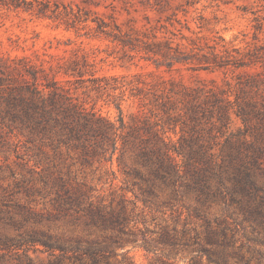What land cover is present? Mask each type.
Returning a JSON list of instances; mask_svg holds the SVG:
<instances>
[{
	"label": "trees",
	"instance_id": "1",
	"mask_svg": "<svg viewBox=\"0 0 264 264\" xmlns=\"http://www.w3.org/2000/svg\"><path fill=\"white\" fill-rule=\"evenodd\" d=\"M27 9L35 10L32 5ZM46 10L45 3L35 13ZM87 20V16H75L68 27L77 31L76 21ZM96 22L97 31L110 34L105 21ZM215 48L213 45L209 54H202L200 68L234 70L257 64L250 51L240 54L236 48H225L220 53ZM170 49L169 45L164 53L169 57L157 62V67L165 64L170 70L175 62L188 60L185 55H171ZM73 63L58 65L56 73L62 70L64 75L84 82L83 71L76 60ZM16 72L19 77L15 83L2 86L1 74L6 77L9 73L0 65V148L14 136L39 169L42 183L52 181L59 210L82 220L86 227L106 231L95 236L89 231L86 235L48 237L42 241L47 248L72 253L81 264H111V257L117 255L115 246L133 243L157 251L183 244L191 250L198 247V253L207 255V263L231 264L224 250L208 249L205 244L219 246L222 240L221 247H226L229 233L248 229L254 242L264 246V67L262 71L243 70L246 77L226 79L224 86L208 88L146 81L140 76L128 82L112 76V83L105 76L92 78L94 89L119 90L115 100H122L128 91L139 101L141 111L128 124L122 115L116 123L89 110L55 74L43 68L29 66ZM115 104L120 108V102ZM234 119L243 125L233 128ZM170 132L177 138L173 139ZM49 150L57 156L74 154L80 165L91 164L94 158L111 164L115 159L122 174L121 200L126 201L131 192L150 211L165 215L168 210L172 225L162 224L157 236L146 228L139 234L126 233V237H119L118 230L108 233L107 228L115 223L124 233L120 217L125 210L102 206L101 198L89 193L84 183L68 184L69 171L64 172L61 163L46 162ZM107 171L117 176L112 167ZM217 203L224 217L208 218L206 209ZM184 212L187 216L182 218ZM193 217L203 220V238H199L198 228L190 227ZM34 238L30 240L35 242ZM2 242L4 246L10 244L6 239ZM258 255L257 264H261L264 256Z\"/></svg>",
	"mask_w": 264,
	"mask_h": 264
},
{
	"label": "rangeland",
	"instance_id": "2",
	"mask_svg": "<svg viewBox=\"0 0 264 264\" xmlns=\"http://www.w3.org/2000/svg\"><path fill=\"white\" fill-rule=\"evenodd\" d=\"M14 3L20 6L15 7ZM45 3L48 10L35 13ZM31 5L35 10L27 9ZM75 16L88 17L87 22L76 21L77 31L68 27ZM96 21H105L110 34L97 31ZM169 45L171 55H185L188 60L175 62L170 70L165 64L157 67V62L169 57L164 55ZM213 45L220 53L225 48H236L240 54L250 51L258 59L257 64L234 70L200 68L202 54H209ZM73 60L83 71L84 82L77 76L64 75L62 70L56 73L58 65L71 66ZM0 65L9 73L6 77L1 74L5 83L2 86L9 81L11 85L15 83L19 77L16 69L43 68L55 74L89 110L116 123L122 115L128 124L141 111L139 101L130 97L128 91L122 100H115L119 90L94 89L92 78L105 76L112 83V76L123 82L140 76L146 81L165 80L208 88L222 87L226 79L246 77L243 70L262 71L264 0H0ZM117 102L121 103L120 108ZM242 125L240 119H234L232 127ZM170 135L177 138L172 132ZM17 143L11 135L0 148V264H81L71 257L72 253L62 254L59 249L47 248L42 241L63 233L86 235L90 231L95 236L106 231L86 227L82 220L59 210L52 181L48 185L42 183L39 169H35L24 145L18 143L15 152ZM74 156L66 152L57 156L49 150L46 162L61 163L62 170L69 171L68 184H86L89 193L101 198L102 206L125 210L120 217L124 233L116 223L107 228L108 233L118 230L119 237H126V233L139 234L146 228L157 236L162 224L172 225L168 210L165 215L150 211L131 192L126 201L121 200L122 174L117 171L115 159L111 164L94 158L91 164L80 165ZM110 167L117 173L115 178L107 171ZM206 215L210 219L224 217L218 203L208 207ZM185 216L184 212L182 218ZM226 218L232 221L230 216ZM189 220L190 227L198 228L199 238H203V220ZM31 237L36 241L32 242ZM253 237L248 229L240 230L229 233L226 247H221L222 240L219 246L205 247L224 250L231 264H257L258 253L264 256V246L256 244ZM4 239L10 244L4 246ZM191 249L179 244L173 249L147 251L126 243L115 246L117 255L111 257L110 263L213 264L207 263L206 254L197 252L198 247ZM260 263L264 264V260Z\"/></svg>",
	"mask_w": 264,
	"mask_h": 264
}]
</instances>
